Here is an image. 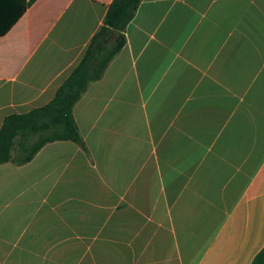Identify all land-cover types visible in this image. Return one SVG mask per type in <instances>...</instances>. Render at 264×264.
Listing matches in <instances>:
<instances>
[{"label":"crops","instance_id":"1","mask_svg":"<svg viewBox=\"0 0 264 264\" xmlns=\"http://www.w3.org/2000/svg\"><path fill=\"white\" fill-rule=\"evenodd\" d=\"M113 1L36 0L0 34V130L55 98ZM73 113L81 144L0 166V264H252L264 0H144Z\"/></svg>","mask_w":264,"mask_h":264},{"label":"trees","instance_id":"2","mask_svg":"<svg viewBox=\"0 0 264 264\" xmlns=\"http://www.w3.org/2000/svg\"><path fill=\"white\" fill-rule=\"evenodd\" d=\"M36 0H13L11 10H2L0 34L9 30ZM144 0H114L105 23L93 38L85 57L46 106L25 114L7 116L0 130V166L29 163L47 144L57 141L82 143L74 107L88 86L100 80L110 62L125 45V31ZM10 5L6 8L11 7ZM3 7V6H2ZM119 33V38H115ZM36 139L32 141V139ZM252 264H264V248Z\"/></svg>","mask_w":264,"mask_h":264},{"label":"water","instance_id":"3","mask_svg":"<svg viewBox=\"0 0 264 264\" xmlns=\"http://www.w3.org/2000/svg\"><path fill=\"white\" fill-rule=\"evenodd\" d=\"M119 36H120V34L119 33H116V35H115V38H119Z\"/></svg>","mask_w":264,"mask_h":264},{"label":"rangeland","instance_id":"4","mask_svg":"<svg viewBox=\"0 0 264 264\" xmlns=\"http://www.w3.org/2000/svg\"><path fill=\"white\" fill-rule=\"evenodd\" d=\"M36 139H37V138H36ZM36 139L33 138L32 141H35Z\"/></svg>","mask_w":264,"mask_h":264}]
</instances>
